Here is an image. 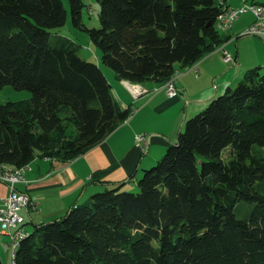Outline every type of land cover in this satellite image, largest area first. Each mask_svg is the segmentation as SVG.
<instances>
[{
    "label": "trees",
    "instance_id": "trees-1",
    "mask_svg": "<svg viewBox=\"0 0 264 264\" xmlns=\"http://www.w3.org/2000/svg\"><path fill=\"white\" fill-rule=\"evenodd\" d=\"M96 1L99 27L82 22V0H68L72 23L131 83H164L228 39L216 25L223 0ZM66 17L62 0H0V89L31 92L0 103V168L36 156L64 163L132 112L118 106L101 67L55 31ZM183 128L133 185L34 223L12 264H264V65Z\"/></svg>",
    "mask_w": 264,
    "mask_h": 264
},
{
    "label": "crops",
    "instance_id": "crops-1",
    "mask_svg": "<svg viewBox=\"0 0 264 264\" xmlns=\"http://www.w3.org/2000/svg\"><path fill=\"white\" fill-rule=\"evenodd\" d=\"M223 1L228 7L242 5L240 0ZM254 19L251 13L250 19L234 22L223 32L228 36L224 46L233 55V62H226L215 48L190 68L176 65L178 93L174 96L166 93L163 83L149 81L139 83L146 91L135 97L127 87L128 81L113 73L116 83L109 81L111 93L120 108L131 107V114L100 142L71 160L63 163L37 156L36 164L28 165L26 181L16 185L31 199L24 208L28 215L26 229L63 215L95 192L123 182L133 185L143 168L153 164L158 154L176 141L187 118L227 86H234L247 70L264 65V37L243 38L244 29ZM139 133L146 136L142 142L135 139ZM7 192L8 187L0 184V194Z\"/></svg>",
    "mask_w": 264,
    "mask_h": 264
},
{
    "label": "built area",
    "instance_id": "built-area-1",
    "mask_svg": "<svg viewBox=\"0 0 264 264\" xmlns=\"http://www.w3.org/2000/svg\"><path fill=\"white\" fill-rule=\"evenodd\" d=\"M242 5L238 7H229L228 11L217 18V28L226 30L231 27L232 22L246 12H251L255 19L248 25L243 34L264 37V3L256 2L255 0H240ZM222 57L226 62H233V55L227 50L221 51ZM127 87L130 91L137 95L145 92V88L139 83L127 82ZM163 87L169 96H174L178 93L176 86V77L169 82H164ZM144 133L135 135L137 142H142L145 139ZM29 166L26 167V169ZM8 171L0 169V184H5L8 187L7 194H0V235L9 238V246L12 248L20 235L26 229L27 218L20 213L24 208L27 209L31 202L30 195L27 192L20 191L16 188L18 183L25 182V170ZM13 260V258H12Z\"/></svg>",
    "mask_w": 264,
    "mask_h": 264
},
{
    "label": "rangeland",
    "instance_id": "rangeland-1",
    "mask_svg": "<svg viewBox=\"0 0 264 264\" xmlns=\"http://www.w3.org/2000/svg\"><path fill=\"white\" fill-rule=\"evenodd\" d=\"M82 1H83V6L81 10L82 22L88 27H99L100 26V20H99L100 5L99 3L96 0H82ZM235 1L236 0H233V2ZM62 2L67 10L66 22L63 26L56 28L55 31L61 34H65L68 37L72 38L74 41H76L80 45L79 55L88 61H92L98 64L103 70L104 74L107 76L108 80L110 82L116 83L113 77V73H114L113 70L110 69L108 66H105L100 60V49L97 46H95L93 42H91L86 32L78 29L77 27L73 25L68 0H62ZM250 18H251V13L246 12L242 14L241 16H239L238 18H236L232 22V24L234 22L242 21V20L250 19ZM224 31L226 30H223V32ZM253 36L254 35L243 34V38L245 37L249 38ZM245 42L248 44L250 41L246 38ZM178 67L179 66L175 68V72L179 69ZM222 92L217 93L215 96H218ZM30 97H31V92L29 90H26V89L17 90L9 84L4 85L0 89V103H5L7 101H19V100L29 99ZM69 132H73V126L71 125L69 127ZM164 153H165V150L162 153H160V155L158 154L156 160L160 159ZM36 159H37V156L34 157L29 162V164H31V166H34L37 162L35 161ZM20 213L23 214L28 219V215L25 213L24 209L21 210ZM0 257L2 260V264H12V249L9 246V238L4 235H0Z\"/></svg>",
    "mask_w": 264,
    "mask_h": 264
},
{
    "label": "bare ground",
    "instance_id": "bare-ground-1",
    "mask_svg": "<svg viewBox=\"0 0 264 264\" xmlns=\"http://www.w3.org/2000/svg\"><path fill=\"white\" fill-rule=\"evenodd\" d=\"M228 9H229V7L222 13V14H220V15H223L224 13H226L227 11H228ZM227 28H229V27H227ZM226 28V29H227ZM221 31H223V30H221ZM218 49L220 50V52L222 51V50H225V46L222 44V45H220L219 47H218ZM175 76H171L168 80H166L165 82H169L170 80H172L173 78H174ZM28 165H26V166H22V167H18V168H11V167H8V166H2L0 169H3V170H8V171H22V170H24V169H26V167H27ZM27 233V229H25L24 230V233L22 234V235H20L19 236V238L17 239V241L15 242V244H13V246H12V257L14 256V253H15V250H16V246L18 245V242H19V240H20V238L23 236V235H25Z\"/></svg>",
    "mask_w": 264,
    "mask_h": 264
},
{
    "label": "water",
    "instance_id": "water-1",
    "mask_svg": "<svg viewBox=\"0 0 264 264\" xmlns=\"http://www.w3.org/2000/svg\"><path fill=\"white\" fill-rule=\"evenodd\" d=\"M142 93H144V92H142ZM142 93H139V94L135 95V97L141 95Z\"/></svg>",
    "mask_w": 264,
    "mask_h": 264
}]
</instances>
